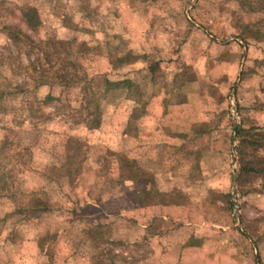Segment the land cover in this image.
<instances>
[{
    "label": "rangeland",
    "instance_id": "374dc122",
    "mask_svg": "<svg viewBox=\"0 0 264 264\" xmlns=\"http://www.w3.org/2000/svg\"><path fill=\"white\" fill-rule=\"evenodd\" d=\"M245 1L0 0V28L15 24L32 37L74 38L85 46L87 71L90 62L105 70L101 57L106 51L96 57L102 46L96 45L108 36L113 50L119 37L136 58L130 66L132 80L146 96L157 93L149 98L148 113L162 118L161 128L176 130L175 137H166L169 141L184 140L186 128L209 122L216 108L227 106L233 128L230 145L222 139L215 146L187 144L202 169L217 177L215 191L204 185L208 198L157 209L158 189H168L172 177L158 175L155 167L146 194L149 207L141 209L136 205L141 181H126V176L139 174L143 159H154L158 152L153 151L156 140L137 118L141 107L134 95L127 99L120 91L105 99L99 128L88 130L66 117L62 107L56 110L58 86L34 89L32 82L12 73L5 56L9 42L0 29V149L5 139L12 143L0 152V264H254L257 253L264 264V175L243 174L238 182L239 157L250 167H264V1L250 0L252 8L261 6L257 12L247 9ZM252 23H259L263 39L246 46L238 35ZM20 58L27 63L24 55ZM156 62L155 77L161 75L165 82L159 78L153 88L143 68ZM16 84L19 92L6 94ZM213 90L217 93L209 102ZM182 91L188 102L173 104ZM218 94L228 96L227 105H215ZM237 101L242 116L232 115ZM154 126H161L159 120ZM234 127L253 128L260 137L251 132L254 138L244 135L241 142ZM235 159L239 174L232 199ZM223 190L229 191L231 209ZM33 200L40 207L19 214ZM236 205L242 231L236 225ZM160 212L172 215L174 222L157 217Z\"/></svg>",
    "mask_w": 264,
    "mask_h": 264
},
{
    "label": "trees",
    "instance_id": "16d2710c",
    "mask_svg": "<svg viewBox=\"0 0 264 264\" xmlns=\"http://www.w3.org/2000/svg\"><path fill=\"white\" fill-rule=\"evenodd\" d=\"M245 2L247 4L246 6L248 7L247 9L253 10V12H257V8L261 7L259 6L252 8V4L254 3H250V0H246ZM256 3L258 4V2ZM2 12L4 13L6 12V10L2 9ZM261 20L263 21V19L260 18L258 22L260 23ZM259 23L243 25L238 37L245 43L246 46L249 45V42H259L263 39V34L257 27ZM0 29L9 42V46L6 49L5 56L11 66L12 73L15 74L18 78L23 77V79L32 82L34 89L42 86H58L60 88V95L55 100V104H59V107H57L56 110L58 111L59 108L62 107V110H66V117L73 118L76 121L83 123L88 130L98 129L101 124L102 102L105 99H109L111 96H114L115 93L124 91L127 99H132L131 95H134L135 97L133 96V102L139 104L141 107L139 113L137 114V118L138 120L141 119L142 124H144V126H142V129L148 131L151 130V128L154 126L155 118L150 115L151 113H148L147 108L152 101L151 99H153V97L157 93L152 91L151 95L146 96V93L141 91V85L135 83L132 80L130 74L134 71L130 69V66L132 64L131 62L136 58L130 50H127L124 47L123 41L120 40L119 37L116 36V40L118 39L119 41L113 46V50H111L110 48V43L107 39L108 36L106 38H103L102 43H97L96 46H102L99 47V49L96 51V57L101 56L99 55V53L102 54V50L106 51L107 54L106 56L102 55L101 57V64L104 65L105 70L103 72H100L96 70L94 66L91 67L92 62H90L89 64V69H91L90 71H87L84 68L86 57L83 53V50L85 46L82 43L76 41V39L74 38L64 40L57 39L53 36H47L46 38L32 37L28 33L22 31L19 26L15 24H1ZM205 37L211 43H214V40L212 38L208 36ZM11 47L15 50V53L13 52ZM21 55H24V57L27 59L26 64L22 63V59L20 58ZM32 56L34 57L32 58ZM141 57L144 58V55ZM157 68H159V63L157 62L152 64L148 63L145 65V68H143L147 69V76H150L148 84H152V86H154L153 88L156 87L157 80L159 78H162V81L165 82L163 76L158 75V78L155 77V71L157 70ZM178 71H181V69ZM78 72H82L83 75L79 77ZM172 82H174V84L177 83L175 82V80H172ZM182 85V83L179 84L180 89ZM19 88L20 86L16 84L12 87V89L7 90L6 94L17 93L19 92ZM180 93L181 94H179L178 99H174V101H171L173 102V104H183L186 103V101L188 102L187 94L183 91ZM216 93V90L211 91L208 100L209 102H212V98L216 96ZM150 97L152 98L149 100ZM215 100H217L215 102L216 106L221 105L222 103L227 105L228 96L218 94V97L217 99L215 98ZM257 107L263 108V105L260 104L257 105ZM216 109L217 110L212 113L209 122L202 121L198 123H192L187 128L188 133L186 135L184 134V140H182L179 145L174 146L166 141L161 142V146L164 150V156L167 157V165L172 166L174 161H178V152H181V155L185 160L190 158L187 164L191 167L188 169H184L185 172L183 180H185V182L180 183V187H177L175 184H170L169 188L166 191L162 190V188L158 189L156 201L157 205L161 207H167L173 205H181V200L187 201L193 197L197 199H201L202 197L208 198L209 191H205L204 185L206 184L203 183L204 169H202L197 163V159L194 155V150L188 149L189 146L187 144L189 142L205 141L204 143L212 144V146H215L217 142L222 139L221 143L228 142V144L230 145L231 133L233 131V128L229 119V110L227 109V106L226 109ZM237 112L239 116H242V106L239 104V101H237ZM225 120L228 123L223 125V122ZM145 123L147 124V126L145 125ZM234 131L236 132L238 138L241 139V142H243L244 140V135H249L250 137L254 138V136L251 135V132H255L257 136L260 137V134L253 128L245 130L243 128L234 127ZM16 143L17 145L15 144V146L19 148V141H17ZM250 143L254 146L257 145L256 141H250ZM9 146H12V143H9L8 139H5L0 152H2V150L5 151ZM9 149L10 148H7V150ZM241 152L242 150L240 148L239 141V145L237 148V153L239 156ZM125 160L126 164L127 161H130L126 159V157ZM239 162L241 164V169L238 182H240V178L243 174L249 176H251V174L253 173L264 175V167H250L249 162H243L242 158L240 157ZM167 165H165V169L167 168ZM63 166L65 167V165H62L61 167ZM66 167L68 168L69 164L68 166L66 165ZM139 167L138 168L140 170V173L138 174L137 171V173L134 175H131L129 177L126 176V181L135 180L138 184H140L139 181H141L142 188L139 192H137L136 205L141 209H145L146 207H149L147 205L146 194L151 184L150 177L152 176V172L145 169L143 165H139ZM73 171H76V169H74ZM206 172L209 175V172L207 170L205 171V173ZM69 173H72V170H69ZM208 175H206L205 177H208ZM212 177L215 182L218 181L216 179L217 177H215L214 175ZM228 182H230V179H228ZM156 184L160 186L159 182ZM216 189H218V186L213 185V187H210V190L215 191ZM223 193L225 202L227 203L229 209H231L232 203L229 201V191L223 190ZM247 194L248 191H245L241 193V197H245ZM29 207L32 208L31 210H35L40 206L36 201L33 200V202H29L28 205L24 207V209L22 207L19 208V214H25L26 208ZM237 233L244 239H249L246 234L240 232L239 230H237ZM39 242L42 241L39 240ZM255 246H257L256 243ZM254 248L256 249V247ZM254 264H262L260 255L258 253L254 257Z\"/></svg>",
    "mask_w": 264,
    "mask_h": 264
},
{
    "label": "crops",
    "instance_id": "0c3cea01",
    "mask_svg": "<svg viewBox=\"0 0 264 264\" xmlns=\"http://www.w3.org/2000/svg\"><path fill=\"white\" fill-rule=\"evenodd\" d=\"M154 118H155V121L156 120H159V122L161 123V126L160 127L153 126L151 128V130H148V133H151L152 138L156 140L155 143H154L155 145H153V151H157L158 153H155L153 155V158L154 159H150L149 158L148 160H146V158H145L143 160V163H144L143 164V167L145 169L149 170L150 172H152V169H154L156 167L157 170H158V175H160V174L163 173V175L167 176V174L168 175L170 174V176L172 178L169 181V185L170 184H172V185L175 184L177 186L180 183H182V182L184 183L185 182V180H183L184 172H185L184 169H188V168L191 167L190 165L187 164V162H189V159L190 158L187 159L188 160L187 161V160L184 159L183 156H180L179 155V160L178 161H174L173 164H172V166L166 164L167 161H165L164 155L163 154L161 155V152L164 153V150L162 149L163 147L161 146V142L162 141L163 142L166 141V142H169V144L176 146V143H177L176 138H173L170 141L168 140V138H166V137H168V135L175 137V131L176 130H172L171 131L169 129L167 130L166 128H164V129L161 128L162 127V123H163L162 122V118H160V117L159 118H156V116ZM186 130H188V129L186 128ZM187 133L188 132L185 131L184 134L186 135ZM181 141H182L181 138H178V142L179 143H177V145H179L181 143ZM155 147H156V149H155ZM189 149H191V148H189ZM164 161H165V164L167 165L166 166L167 167L166 169H165V165H163ZM198 164L200 165L201 168H204L203 167V163H198ZM204 170L206 171L207 169H204ZM152 174H153V172H152ZM206 175H208L207 172L206 173L203 172V176H204L203 177V179H204L203 183L204 184H207V185L209 184V187L208 188L210 189V187H212V185L214 183H216L217 181L215 182L214 179L212 180L213 177H211L212 175H211L210 172H209L208 177H205ZM162 190H165L166 191L167 189H162ZM193 198H195V197H193ZM203 198H205V197H203ZM195 199H197V198H195ZM180 206L181 205H173V206L161 207V206H159V205L156 204L154 207H157V209L158 208H165L167 210L170 207H175L176 208V207H180ZM157 217H160L161 219H165V220L168 217H171L170 218L171 221L174 222V219L172 218V215H169V214H167L165 212L159 213V215H157ZM168 220H169V218H168ZM190 226L193 227L195 230H199V229H197V228H199V225H197V224H193V225L191 224ZM145 229H146V226H145ZM206 229H204V230L206 231ZM250 241H251V239H250ZM259 249H260V247H259Z\"/></svg>",
    "mask_w": 264,
    "mask_h": 264
},
{
    "label": "water",
    "instance_id": "95a60500",
    "mask_svg": "<svg viewBox=\"0 0 264 264\" xmlns=\"http://www.w3.org/2000/svg\"><path fill=\"white\" fill-rule=\"evenodd\" d=\"M231 105H232V102H231ZM231 107H233V106H231ZM231 112H232V115L237 116L236 109L233 110V108H231ZM235 139H236V137H235V135H233V150H232V152H233L234 157L236 158V151H235L236 141H235ZM235 165H236V172L233 175L232 190H231L232 199H235V197L237 195V177H238V174H239V164H238L237 159H235ZM238 207H239L238 205L235 206L236 225L242 231V228H241V225H240V222H239V208Z\"/></svg>",
    "mask_w": 264,
    "mask_h": 264
}]
</instances>
